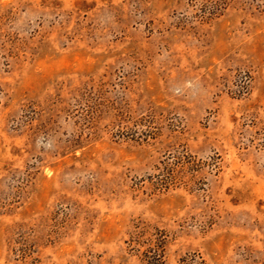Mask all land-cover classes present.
<instances>
[{"label": "rangeland", "instance_id": "rangeland-1", "mask_svg": "<svg viewBox=\"0 0 264 264\" xmlns=\"http://www.w3.org/2000/svg\"><path fill=\"white\" fill-rule=\"evenodd\" d=\"M154 252L264 264V0H0V264Z\"/></svg>", "mask_w": 264, "mask_h": 264}, {"label": "trees", "instance_id": "trees-1", "mask_svg": "<svg viewBox=\"0 0 264 264\" xmlns=\"http://www.w3.org/2000/svg\"><path fill=\"white\" fill-rule=\"evenodd\" d=\"M186 159H187L186 163H188L189 165H192L193 164V162L190 160V156L186 157ZM179 163H180L179 162V159H177V158H175V160L173 161V163H170V162L168 163V161L165 162L163 164V170H164V172L167 173V171L170 169V165H173V164H177L178 165ZM181 163H183V162H181ZM170 177H172V176L170 175ZM173 179H176V178H173ZM155 183L157 185L159 184L160 187L161 186L162 187L163 186L166 187L167 184H169L168 182H166L163 179L158 178L156 176H155ZM157 240L163 242L164 239H163V237H160ZM147 264H161L160 254L157 253V252H154L153 255H150V257H148V259H147ZM178 264H206V263H205V260L201 256L200 253L193 252V253H189V254H186L183 257H181L179 259Z\"/></svg>", "mask_w": 264, "mask_h": 264}]
</instances>
